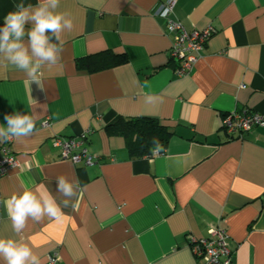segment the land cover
Here are the masks:
<instances>
[{
    "label": "crops",
    "instance_id": "crops-1",
    "mask_svg": "<svg viewBox=\"0 0 264 264\" xmlns=\"http://www.w3.org/2000/svg\"><path fill=\"white\" fill-rule=\"evenodd\" d=\"M164 1L60 0L73 27L40 85L0 62V126L6 115H35L33 134L12 138L20 166L0 176V237L28 243L42 264L53 253L56 264H200L192 240L216 226L230 235L232 264H264V126L243 139L222 126L236 109L264 114V0H176L173 17L187 29L217 28L184 77L169 57L166 20L154 14ZM20 3L39 0H0V28ZM106 50L128 61L78 69V58ZM117 116L156 118L174 134L164 152L131 158L105 128ZM87 130L100 162L61 159L53 137ZM60 176L79 185L72 206L16 235L5 202L29 189L59 203Z\"/></svg>",
    "mask_w": 264,
    "mask_h": 264
},
{
    "label": "clouds",
    "instance_id": "clouds-1",
    "mask_svg": "<svg viewBox=\"0 0 264 264\" xmlns=\"http://www.w3.org/2000/svg\"><path fill=\"white\" fill-rule=\"evenodd\" d=\"M60 0H39L36 6L20 3L16 11L8 13L0 28V62L6 61L22 72L26 82L40 85L43 70L58 63L62 51V34L73 27L66 12L59 11ZM31 24L26 29V25ZM7 126H0V140L30 137L35 129V115L16 113L6 115ZM156 151L161 145L154 140ZM79 189L78 183L66 177L57 178V192L64 197L57 202L50 192L40 195L33 190L13 194L6 202L12 230L19 235L29 220L39 222L43 217L61 219L62 207L72 206V198ZM0 262L2 264H42L39 255L28 243L0 237Z\"/></svg>",
    "mask_w": 264,
    "mask_h": 264
},
{
    "label": "built area",
    "instance_id": "built-area-1",
    "mask_svg": "<svg viewBox=\"0 0 264 264\" xmlns=\"http://www.w3.org/2000/svg\"><path fill=\"white\" fill-rule=\"evenodd\" d=\"M176 0H166L160 4L155 15L166 20L165 33L172 36L169 57L176 64L174 72L179 77L189 75L202 57V51L209 39L217 32L215 26L203 29H187L182 22L175 19L174 8ZM49 122H44L48 125ZM223 129L229 139H243L254 128L264 126V114L248 107L228 112L223 118ZM89 134L87 130L80 135L66 137L56 135L53 144L59 149L61 159L74 163L94 165L100 158L90 152ZM20 162L12 149V138L0 142V176L13 168H18ZM192 247L200 264H232L234 249L226 229L212 227L207 236L192 240ZM50 264H56L59 257L53 253L49 257Z\"/></svg>",
    "mask_w": 264,
    "mask_h": 264
},
{
    "label": "trees",
    "instance_id": "trees-1",
    "mask_svg": "<svg viewBox=\"0 0 264 264\" xmlns=\"http://www.w3.org/2000/svg\"><path fill=\"white\" fill-rule=\"evenodd\" d=\"M127 61L125 54L106 50L78 58L76 62L80 70L97 72ZM105 128L110 136H122L125 139L131 158L152 157L164 152L174 134L171 126L152 117L117 116ZM154 140L162 146L161 150L156 151Z\"/></svg>",
    "mask_w": 264,
    "mask_h": 264
}]
</instances>
